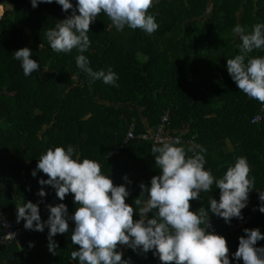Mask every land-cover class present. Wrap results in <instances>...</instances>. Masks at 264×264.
I'll return each mask as SVG.
<instances>
[{
  "label": "trees",
  "instance_id": "obj_1",
  "mask_svg": "<svg viewBox=\"0 0 264 264\" xmlns=\"http://www.w3.org/2000/svg\"><path fill=\"white\" fill-rule=\"evenodd\" d=\"M0 7V209L6 218L16 221L15 205L22 200L43 201L41 212L55 191L45 185L46 196L39 197L38 180L48 177L37 172L34 178L31 171L46 149L68 144L81 157L100 162L114 185L125 184L130 192L125 202L135 209L139 185L150 186L151 178L159 175L155 143L141 135L167 115V132L180 137L185 148L205 147V167L215 176H222L236 157L248 159L255 185L242 215L255 212L252 220L232 230L239 219L226 224L209 214L210 230L226 238L230 260L244 228L264 233L256 192L264 191V111L260 122L251 123L264 104L240 91L226 68V60L239 54L240 41L232 28L240 24L250 30L264 22V0H158L148 10L159 24L151 35L127 27L117 31L101 12L90 24L91 46L84 55L94 70L110 66L118 74V86L101 80L90 84L76 66L75 49L69 54L51 50L45 33L71 10L62 12L55 2L33 8L30 0H0ZM25 46L41 68L27 77L14 59V51ZM130 130L133 138L125 142ZM73 195L63 201L70 215ZM219 195L215 186L201 192L200 200L190 201V210L207 209L211 196L219 200ZM73 226L69 222V232L53 238L59 245L56 255L47 249L48 229L32 230L19 244L0 248V264H77L71 259L78 248L70 238ZM257 246H264V240ZM120 250L132 264H162L151 251Z\"/></svg>",
  "mask_w": 264,
  "mask_h": 264
},
{
  "label": "clouds",
  "instance_id": "obj_2",
  "mask_svg": "<svg viewBox=\"0 0 264 264\" xmlns=\"http://www.w3.org/2000/svg\"><path fill=\"white\" fill-rule=\"evenodd\" d=\"M53 2L61 6L62 12H71L46 31L47 42L55 53L69 54L75 49L76 66L89 77L90 84L101 80L118 86V74L110 66L94 70L84 55L91 46L90 24L101 12L117 31L127 27L151 35L159 28L156 17L148 11L158 0H75V4L73 0H30L33 8ZM232 32L240 41L239 54L226 60L227 72L240 91L264 104V55H249L255 50L264 51V22L252 25L250 30L237 24ZM31 57L27 46L14 51V59L20 61L26 77L41 69ZM152 153L159 175L151 178L150 186L139 185L141 191L134 200V209L125 202L130 195L126 185H114L111 176L102 172L100 162L81 157L71 144L49 147L31 175L35 178L37 172H42L48 177L38 180L39 197L46 196L43 186L47 185L61 202L46 204L49 214L42 221L39 203L43 201L22 200L15 205L16 222L23 221L26 230L43 232L47 228V249L52 255L59 247L53 238L68 233L72 222L70 238L78 248L71 252V259L77 264H132L130 259L122 258L121 246L133 252L151 251L162 264H239L241 259L243 264H264V246H257L264 240L259 228L243 229L231 260L226 238L210 230V213L223 218L226 224L233 218L243 219L242 209L248 205L255 185L246 156L236 157L217 177L205 167L207 149L202 145L185 148L179 138H174L153 144ZM123 179L131 183L127 175ZM213 186L219 189V200L211 196L207 209L201 206L191 211L190 201L200 200L201 192H210ZM256 192L258 211L264 214V191ZM69 193L74 194L71 215L63 203ZM9 236L15 233L0 240ZM33 246L30 242L29 247Z\"/></svg>",
  "mask_w": 264,
  "mask_h": 264
},
{
  "label": "built area",
  "instance_id": "obj_3",
  "mask_svg": "<svg viewBox=\"0 0 264 264\" xmlns=\"http://www.w3.org/2000/svg\"><path fill=\"white\" fill-rule=\"evenodd\" d=\"M263 111H264V105H262V107H261V112L259 114L255 115L253 118H251V123L260 122L261 119L263 118V114H262ZM167 126H168V119H167V115H166V116H163L161 118V123L156 128H153V129L149 130L148 132L143 133L141 135V137L143 139L148 138L155 144H158L162 141L171 140L174 138H179V140L181 141L180 137L175 136V135H171L167 132ZM132 138H133V134H132V130H130L126 136L125 142L132 139ZM68 195H66V196H68ZM56 203H60V201H59L58 197L54 194L53 196H51V198L49 199L47 204H51L54 206ZM254 213L255 212H253L251 214H247L243 219L237 220L234 227H232V230H237V229L243 227L244 225H246L249 221L252 220V215ZM47 214H48L47 208L44 207L40 212L41 219L43 220ZM23 224L24 223H22V222L17 223L16 221H13V220L6 218L0 209V237H3L5 235H7L8 233H15L14 237H12V236L4 237L3 240H0V248L5 247L6 245L11 244V243L19 244L22 237H24V236H26L32 232V230H26L23 227Z\"/></svg>",
  "mask_w": 264,
  "mask_h": 264
},
{
  "label": "crops",
  "instance_id": "obj_4",
  "mask_svg": "<svg viewBox=\"0 0 264 264\" xmlns=\"http://www.w3.org/2000/svg\"><path fill=\"white\" fill-rule=\"evenodd\" d=\"M1 13H2V9H1V7H0V15H1Z\"/></svg>",
  "mask_w": 264,
  "mask_h": 264
}]
</instances>
